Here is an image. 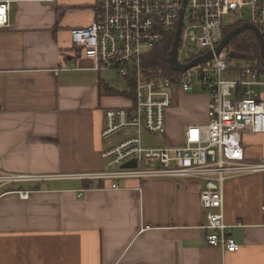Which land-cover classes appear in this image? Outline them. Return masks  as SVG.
<instances>
[{
    "label": "crops",
    "instance_id": "1",
    "mask_svg": "<svg viewBox=\"0 0 264 264\" xmlns=\"http://www.w3.org/2000/svg\"><path fill=\"white\" fill-rule=\"evenodd\" d=\"M95 11L96 0H10L0 28V173L46 177L0 186V264H264V172L223 183L235 251L206 242L202 180L63 176L112 171L104 111L133 101L128 79L91 69L71 41ZM253 87L264 102V85ZM209 99L204 121L181 126L207 123ZM238 139L228 157H264V133ZM18 190L32 192L21 199Z\"/></svg>",
    "mask_w": 264,
    "mask_h": 264
},
{
    "label": "built area",
    "instance_id": "2",
    "mask_svg": "<svg viewBox=\"0 0 264 264\" xmlns=\"http://www.w3.org/2000/svg\"><path fill=\"white\" fill-rule=\"evenodd\" d=\"M9 3L10 0H0V28L9 26ZM182 3L183 0H96L92 23L70 29L72 43L83 48L84 55L92 61L91 69L116 70L121 77L133 80L134 93L128 107L104 111L101 137L111 144L102 157L118 168L97 174L63 176L202 180L204 187L199 200L207 211L206 242L222 251H235L239 245L224 222L223 183L232 177L264 172V157L247 161L228 157L227 151L239 147L241 133H264V102L257 98L253 87L264 85V70H257L248 62L236 65L234 59L238 58H231L226 48L218 54L214 49L228 27L248 22L264 32V0H186L176 59L187 64L208 51L212 52V58L183 70H173L169 65L170 72L146 66L148 53L169 32L175 34ZM242 9L247 10L248 19L233 24L224 22L230 12L238 11L239 17H245ZM183 47L186 51L181 54ZM234 71L236 77H223L224 73ZM194 85L210 94L207 123L187 125L177 146L142 147L143 130L164 131L171 103L170 89L189 91ZM133 158L135 167H120ZM141 162L148 168L140 169ZM45 177L0 173V186ZM111 187L116 184L112 183ZM16 192L21 199H27L32 191ZM261 212L264 216V206Z\"/></svg>",
    "mask_w": 264,
    "mask_h": 264
},
{
    "label": "rangeland",
    "instance_id": "3",
    "mask_svg": "<svg viewBox=\"0 0 264 264\" xmlns=\"http://www.w3.org/2000/svg\"><path fill=\"white\" fill-rule=\"evenodd\" d=\"M242 13L245 17H239L238 11L230 12L225 16V23H236L237 20L248 19V12L246 9H242ZM190 48L193 45L189 46ZM228 48V46H226ZM186 48H182L181 54H184ZM236 65H242L245 62L255 66L256 60H240L234 59ZM117 75V74H116ZM118 76V75H117ZM119 77V76H118ZM224 78L236 77V73L223 74ZM207 94L198 85H194L189 91H181L176 87L170 89V108L166 112L164 131L160 133H150L145 130L141 133L142 147L144 148H160L167 145H177L183 139V132L185 127L181 126L183 121L187 123H196L205 120V107L203 102V96ZM128 98V97H127ZM128 100V99H127ZM185 126V125H184ZM118 165H112L109 169H117ZM140 169L148 168L142 162L139 164Z\"/></svg>",
    "mask_w": 264,
    "mask_h": 264
},
{
    "label": "trees",
    "instance_id": "4",
    "mask_svg": "<svg viewBox=\"0 0 264 264\" xmlns=\"http://www.w3.org/2000/svg\"><path fill=\"white\" fill-rule=\"evenodd\" d=\"M236 26L228 27L224 30V35L227 34L229 31L234 29ZM174 40V33L169 32L163 40L148 53V59L146 66L151 67H161L166 72H170L169 67V57H170V51L173 45ZM226 47L229 52H236V53H243V54H249L253 55L256 60V65L254 66L257 70H264V64H262L259 61L258 53H259V41L255 35V33L251 30H245L239 34H237L227 45ZM232 58V57H231ZM129 83V94L130 96L133 95L134 89H133V80L128 79Z\"/></svg>",
    "mask_w": 264,
    "mask_h": 264
},
{
    "label": "water",
    "instance_id": "5",
    "mask_svg": "<svg viewBox=\"0 0 264 264\" xmlns=\"http://www.w3.org/2000/svg\"><path fill=\"white\" fill-rule=\"evenodd\" d=\"M186 4V0H183L182 7L180 10V15H179V20L178 24L175 30L174 34V40H173V45L170 51V57H169V65L173 70H183L186 69L190 66H193L195 64L204 62L212 58V52L208 51L205 54L197 57L196 59L192 60L191 62L187 64H180L177 59V44H178V38H179V32L182 24V18H183V12H184V7ZM245 30H251L255 33L258 41H259V53H258V58L259 61L264 64V32H261L257 27L252 25L251 23L245 22L242 23L241 25L235 27L231 31H229L227 34H225L220 41V43L215 47L214 52L218 54L223 48H225L229 42L239 33L245 31ZM229 56L232 58H238V59H245V60H251L254 61L255 57L253 55L249 54H243V53H236V52H229ZM136 166V159L133 158L125 163H122L120 165L121 168H128V167H135Z\"/></svg>",
    "mask_w": 264,
    "mask_h": 264
}]
</instances>
